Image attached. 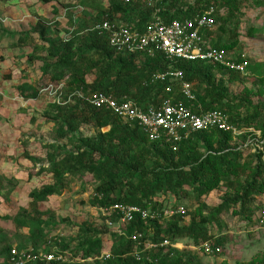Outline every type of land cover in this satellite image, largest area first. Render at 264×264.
Segmentation results:
<instances>
[{
  "label": "rangeland",
  "instance_id": "374dc122",
  "mask_svg": "<svg viewBox=\"0 0 264 264\" xmlns=\"http://www.w3.org/2000/svg\"><path fill=\"white\" fill-rule=\"evenodd\" d=\"M109 1L54 0L44 4L42 0H0V214L14 216L19 207L29 208L30 191L52 183L53 178L48 173L29 180L28 171L33 169L32 167L47 168L53 162H60L66 155L84 151V145L81 146L80 140L96 139L97 131L91 125L81 126L75 132L69 133L66 127L60 126L62 121L56 126L42 117L46 112L52 114L51 106L54 104L61 105L66 102L74 87L65 85L67 79L62 80L60 84L50 85L48 79L42 75L41 69L44 67L46 69L47 65L52 70L54 67L58 70L62 67L60 64L56 67L57 61L60 63L61 55L54 58L46 56L45 44L65 50L66 41L70 38L85 37L92 28L100 24L102 11L107 10ZM167 1L169 11L174 14L196 2V0ZM235 1L239 2L237 12L228 1L214 4L219 24L206 39L211 44L218 40L229 42L228 31L235 34L236 47L230 57L241 62L242 70L238 73L229 69H223V72L213 71L210 82H192V90L196 95L205 97L206 103L215 98L212 87L222 92L226 91L222 99L228 104L225 110L231 120L230 126L242 133L231 139L232 148L241 147L246 143L248 133H252L253 129L258 130L254 125H261L264 115V0ZM139 6L142 7L140 4ZM58 7L60 12L54 14L53 10ZM37 17H51L56 23L52 26L47 23L42 25L48 29L44 31L43 41L39 39L37 32H33L38 23ZM71 17L77 19L78 23L73 32L69 23ZM227 17L230 18L228 22ZM5 32L8 34L2 38ZM80 49L77 41L70 48L72 55ZM87 58L96 59V56L88 54ZM131 62L135 66L145 67L147 59L144 56L134 57ZM97 71L87 76L88 82L93 81ZM64 72L69 75L67 70ZM24 83L41 89L37 100H23L17 94L16 88ZM217 103L219 102H214L212 107L216 108ZM101 131L106 133L109 129L103 128ZM255 132L256 137L260 136L258 131ZM207 141L215 146L216 135L214 133L208 135ZM100 148V151H90L94 163L101 164L103 160L100 154L108 155V151L111 150L105 145ZM199 150L203 152L202 149ZM250 155V151L243 153L244 164L250 165L252 162ZM28 158L37 162H31ZM112 160L125 161L118 153L114 154ZM86 161L87 155L84 156L83 163ZM7 181H14L16 184H8ZM246 181L243 175L232 180V188L222 184L198 199L189 188L184 189L188 197L181 194L173 196L169 193H158L150 207L152 212L158 215L162 228L173 217L179 220L181 226H187L193 218L199 222L221 207L217 220L209 222L205 227L207 235L211 237L209 242L217 244L221 252L213 256L202 255L200 245L193 244L189 238L178 240L179 251L191 255L198 264H264V227H259L258 224V209L264 205V195H256L254 201H258L259 208L251 213L250 207L242 214L239 205L233 207L229 203L237 195L239 187H244ZM260 182L264 183V176ZM99 184L98 177L90 171L66 173L63 176L64 188L61 194L50 197L38 205L40 219L44 231L47 232L45 242L50 241L51 245L58 247L67 246L66 251L69 252L71 256L69 259L73 264H117V261L112 262V259L101 260V255L82 260L79 254L71 252L76 247L71 241L75 239L79 226H83L87 232L91 231L87 237L99 239L102 245L101 254L111 252L116 232L123 231L118 217L103 214L96 204L103 200L101 195L95 192ZM123 194H126V188ZM115 196V192L108 195L111 199ZM153 203H157L155 208H152ZM200 205L205 208L201 209ZM179 208L185 210L183 216L175 215ZM170 213H173L172 216ZM0 231L11 240L10 244L18 254H27L33 250L35 252L49 250L44 242L31 243L28 230L15 229L10 221H0ZM141 251L143 258L150 261L151 251H143L142 248ZM5 262L6 260L0 257V264Z\"/></svg>",
  "mask_w": 264,
  "mask_h": 264
},
{
  "label": "trees",
  "instance_id": "16d2710c",
  "mask_svg": "<svg viewBox=\"0 0 264 264\" xmlns=\"http://www.w3.org/2000/svg\"><path fill=\"white\" fill-rule=\"evenodd\" d=\"M42 1L44 4L54 2V0ZM129 1L132 2L124 4L122 0H110L107 10L102 11L100 24L104 21L122 20L134 24L137 29L141 30L150 20L153 10L140 7L136 3L137 0ZM224 1L232 3V8L236 12L238 11L239 2L235 0H196L191 6L185 7V9L183 8L174 14L168 9V1L160 0L157 4V8L160 9L158 16L165 22L172 19L180 20L196 16L209 6L214 7L216 13V6L214 4ZM59 12V7L53 10L54 14H58ZM231 12L233 13V10ZM215 13V29L213 31L218 28L217 25L219 24V18ZM37 18L38 23L33 32H37L39 39L43 41L44 31L48 29H45L42 25L47 23L52 26L56 23L51 17ZM226 20L228 22L230 18L227 17ZM69 23L73 32L78 24L77 19L71 17ZM213 31L206 32V36ZM228 33L229 42L218 40L215 44H211L209 41L211 47L231 53L235 49L237 41L235 34H230V31ZM7 34L5 32L2 38ZM75 41L79 43L81 49L72 55L70 48L74 45ZM45 45L47 46L46 56L54 58L61 55L60 63L57 61L56 66L58 67V64H60L62 66L60 70L55 69V67L53 70L49 69L48 65L46 69L45 67L41 69L42 75L48 79L50 85L60 84L62 80L67 79L68 82L65 85L74 87V90L82 88L85 93L89 91L103 92L111 94L116 98L125 96L143 110L153 105L156 98L162 94L161 84L152 85L149 82L152 74L164 70L165 61L160 56L154 59L146 58L147 64L145 67L135 66L131 62L134 56L115 54L107 44L105 36L93 30L85 37H72L67 40L65 50L54 48L48 44ZM88 54L95 55L96 59H88ZM151 65L157 68H152ZM175 68L182 72L184 81L191 85L195 81L210 82V76L213 71L223 72V69L226 70L220 66L212 67L201 62H178L175 64ZM64 70H67L69 75H66ZM95 70H98L95 73V78L90 83H87V76L91 75ZM211 89L215 92V98H212V101L209 103H206L205 97L196 95L193 90L195 104L199 105L202 111L220 110L229 117L225 110L228 104L222 99L226 91L222 92L215 87ZM40 90V88L32 84L25 83L16 88L17 94L23 100H37ZM177 99L179 98L177 97ZM217 101L219 102L217 103L218 106L216 108L212 107L214 102ZM68 102L71 104L67 105ZM51 110L52 114L46 112L43 113L42 117L56 126L62 121L60 126L66 127L69 133H73L81 126L91 125L95 127L97 136L96 139L79 141L81 146L84 145L83 149L85 152L79 151L76 154L66 155L60 162H53L47 168H43L42 166L38 168L32 167L33 169L28 171L29 180L34 177L39 178L41 175L48 173L53 178L52 183L42 185L40 188L30 191L28 194L29 208L19 207L14 216L0 214V221H10L15 229L28 230V237L33 244L44 242L46 247H48L47 241L45 242L47 232L44 231L38 205L43 204L50 197L60 195L64 188L63 176L66 173L79 170L90 171L98 177L100 184L95 189V192L100 194L101 199H103L96 203L99 209H108L115 204H121L138 207L147 211L151 210V202L156 194L169 193L173 196L181 194L183 197H188V194L184 193L185 188H189L194 193L195 198L198 199L216 190L222 184H226L232 188V180L240 178L243 175L247 181L244 187H239L237 195L229 203L233 207L239 205L242 214L248 207H250V213L259 208L254 198L257 194L264 195V183L260 182L261 177L264 176V169L260 163L261 155L251 153L252 162L250 165L244 164L242 155L247 152V149L232 148L230 143L233 137H231L230 133L213 131L210 133L201 132L192 134L173 150L163 142H149L136 125H125L110 113L92 108L88 104L77 100L71 93L67 96L66 102L61 103V105L54 104L51 106ZM229 124H231L230 117ZM254 126L258 128V130H253L259 132V141L263 143L264 147V115L262 124ZM103 128H107L109 131L102 133L101 130ZM213 133L217 138L215 146L210 141H207L208 135ZM248 134L253 140V134ZM102 145H105L107 148L109 147L112 151L108 149V155L100 154L103 160L101 164L94 163L92 161V152L90 151H100ZM199 149H202L203 152ZM115 153H118L125 161L116 162L112 160ZM85 155H87L88 161L83 163ZM28 160L37 162L31 158H28ZM128 177L130 180H125ZM7 183L16 184L14 181H7ZM125 188L126 194L124 195L123 190ZM113 192L116 193V196L114 199H111L108 195ZM156 206L157 203H153L152 208ZM200 208L205 207L200 205ZM220 213L221 207L215 209L209 217L202 218L199 222L196 221V218L191 219L187 226H181L179 220L173 217L164 228L160 226L159 222L144 223L139 217H135L133 222L123 228V235L116 234L114 236V240H112L114 242L111 247V261H117V264H198L191 255L172 248L151 251L150 261H147L143 258L142 247L137 245L138 241H131V237L136 233L142 234L141 239H139L142 242L141 244L146 241L160 242L164 239L175 243L179 239L189 238V240L194 242L193 244L201 245L209 242L211 238L206 233V224L217 220ZM111 216L115 217L116 215L112 214L109 217ZM88 232L91 233L89 230ZM88 232L83 226H79L75 239L71 241L76 245L71 252L79 254L82 260L97 258L102 252V245L99 239L92 236L87 237ZM10 243L11 240L2 235L0 231V257H3L6 261L13 251ZM213 245L218 246L217 244ZM59 247L62 251L67 249V246L62 245ZM48 249L45 252H49L50 248L48 247ZM134 252L140 253V261L133 259L131 255ZM30 253L35 254L36 252L33 250ZM111 261L109 262L111 263ZM27 264L60 263L35 261Z\"/></svg>",
  "mask_w": 264,
  "mask_h": 264
},
{
  "label": "built area",
  "instance_id": "2783aa9c",
  "mask_svg": "<svg viewBox=\"0 0 264 264\" xmlns=\"http://www.w3.org/2000/svg\"><path fill=\"white\" fill-rule=\"evenodd\" d=\"M124 4H130L129 0H122ZM146 9L153 10L150 20L141 30L134 24L126 21H104L94 27V31L105 36L109 47L115 54L132 56H146L155 58L160 55L165 61L164 70L156 72L150 77V84H161L162 94L156 98L153 105L143 110L133 101L126 97L117 99L111 95L93 93L86 101L94 108L104 109L117 117L125 125H136L149 142H163L173 150L182 141L187 140L192 134L210 133L213 131L230 133L232 137L242 133L229 124V117L220 110L202 111L195 104L193 87L183 79V74L175 68L178 62H201L212 67H223L233 72H240L242 65L240 61L233 60L230 54L222 49L211 47L206 39V32L215 29V9L209 6L196 16L184 19H173L169 22L163 21L158 16L160 9L157 4L160 0H138ZM177 97L179 99H177ZM252 131L254 139L250 135L246 137V143L238 149H247L252 154L261 155V166L264 169V147ZM258 202V201H257ZM258 206V205H257ZM107 216L116 215L125 228L139 217L144 223L159 222L156 213L150 210H142L134 206L115 204L108 209H100ZM259 227H264V205L258 209ZM173 213L169 215L172 216ZM185 210L179 208L175 211L176 216H183ZM117 235H123V231H117ZM142 234L132 235L131 241H138L137 245L143 251H158L172 248L180 250L179 242L172 243L167 239L160 242H142ZM50 248L49 252L16 253L14 250L5 264H27L29 262L41 261L45 263H72L68 251L59 250L56 245L46 242ZM200 252L205 256L217 255L221 252L220 247L210 242L199 246ZM133 259L140 261V253L134 252ZM110 252H103L101 260H110Z\"/></svg>",
  "mask_w": 264,
  "mask_h": 264
},
{
  "label": "clouds",
  "instance_id": "9594fccd",
  "mask_svg": "<svg viewBox=\"0 0 264 264\" xmlns=\"http://www.w3.org/2000/svg\"><path fill=\"white\" fill-rule=\"evenodd\" d=\"M132 2V1H131ZM136 3H138V5L140 4L139 3V1L137 0L136 1ZM141 5V4H140ZM142 6V5H141ZM143 7V6H142ZM144 8V7H143ZM144 9H146V8H144ZM152 15V14H151ZM173 20V19H172ZM171 21V20H170ZM169 22V21H168ZM92 30L94 31V28H92ZM96 32V31H95ZM108 44V43H107ZM131 55V54H130ZM132 56V55H131ZM158 56H160V55H158ZM134 57H139V56H134ZM141 57V56H140ZM144 57H146V56H144ZM157 57V56H156ZM155 57V58H156ZM161 57V56H160ZM146 58H149V57H146ZM150 59H154V58H150ZM87 81V83H90V82H88V80H86ZM73 93H71L73 96H74V98H76L77 100H79V101H81V102H83V103H86V104H88L89 105V103L86 101V99L90 96V95H92L93 93L95 94V93H102V94H105V95H111V94H106V93H103V92H88V93H85V92H83V90H82V88H76L74 91H72ZM112 97H114L113 95H111ZM123 97H125V96H123ZM123 97H120V98H117V99H121V98H123ZM114 98H116V97H114ZM127 98V97H126ZM132 101V100H131ZM90 107H92L91 105H89ZM92 108H94V107H92ZM95 109H97V108H95ZM101 110H104V109H101ZM104 111H106V110H104ZM106 112H108V111H106ZM108 113H110V112H108ZM111 114V113H110ZM112 115V114H111ZM113 116V115H112ZM115 117V116H114ZM179 242V241H178ZM111 253V252H110ZM112 256V255H111ZM112 258V257H111Z\"/></svg>",
  "mask_w": 264,
  "mask_h": 264
}]
</instances>
